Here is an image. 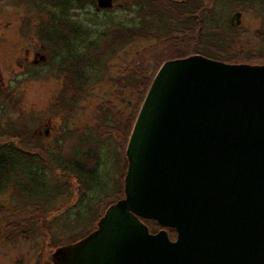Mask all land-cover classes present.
<instances>
[{"label":"water","instance_id":"1","mask_svg":"<svg viewBox=\"0 0 264 264\" xmlns=\"http://www.w3.org/2000/svg\"><path fill=\"white\" fill-rule=\"evenodd\" d=\"M161 66L126 145V197L60 249L61 264H264V66L199 55Z\"/></svg>","mask_w":264,"mask_h":264},{"label":"rangeland","instance_id":"2","mask_svg":"<svg viewBox=\"0 0 264 264\" xmlns=\"http://www.w3.org/2000/svg\"><path fill=\"white\" fill-rule=\"evenodd\" d=\"M193 1H196L195 6H198L199 11L202 7L211 10V13L206 12L203 15L204 21L208 23L212 20L213 26L218 27L217 30L221 33H224L228 24L230 25L231 15L240 12L241 25L238 28L233 27L238 29V32L228 34L227 38L223 35L219 36L218 40L210 41V37L208 40L200 36L195 27L194 30H187L189 32L173 33L171 37L159 42L137 33L140 36L136 40L111 56L106 67L99 72L101 76L97 82H89L86 87L87 94L77 99L73 113L66 115V109L65 111L58 109V102L64 95L63 91L71 93L74 86L69 83L67 74L65 75L55 65L54 60L56 62L59 60L52 56V50L46 48L44 39L41 38L43 31L41 26L47 18L46 12L53 8L48 7L50 4L45 5L47 4L45 0H0V88L4 91V94H0V100L6 101V108H0V126L3 125L4 131L9 128L22 129L28 134V139L44 145L49 159L51 155L54 158L58 154L66 156L68 151L74 149L76 142L68 141L71 139L70 136L65 137L67 140L62 143L56 138L60 134V126L64 127V130L67 127L75 130L85 129L89 125L94 126L98 134L104 132L114 136L111 147L115 155L116 147L118 149L121 146V150L123 149V137L129 129L134 109L140 110L142 107L139 100L142 99L148 80L155 76L164 62L196 55L211 59L205 54V49H211L208 52L213 50L221 55L223 60L228 59L223 62L216 61L218 63L264 66L262 17L242 6L243 3L238 0ZM155 2L159 7L165 6L162 7L163 10L171 15H175L172 3L181 7L190 3L189 0ZM132 4L134 0H113L112 7L105 13L99 11L101 9L97 7L96 2L94 5L84 4L82 8L76 9L71 16L77 24H82L85 32L79 35L80 40L75 42L74 48L84 52L87 49V40L97 42L106 40V37L101 35L105 27L118 23L128 24L133 16V8H130ZM214 34L211 33L213 36ZM103 45L101 47L105 51L106 46ZM65 52L67 50L62 49L61 55H65ZM105 104L113 110L115 116L111 117L113 120L111 122L114 123H110V129L97 125L96 121L97 107ZM56 174L60 173L56 171ZM69 181L74 196L68 203L75 206L77 183L72 179ZM49 182L67 186L64 181L50 179ZM20 192L12 189L0 194V264H61L59 252L61 248L73 245L66 244L75 236L84 234L89 229L91 231L98 229L94 230L99 221L91 224L89 219H85L78 227L72 223L65 227L64 223L52 225L53 229L50 232L48 223L67 206L43 218L32 206L35 200L38 201V197L35 196L40 195L36 193L29 197L21 190ZM99 209L102 210V207ZM137 218L147 227L145 221L148 219L138 215ZM173 234L175 235L171 240L176 238V233Z\"/></svg>","mask_w":264,"mask_h":264},{"label":"trees","instance_id":"3","mask_svg":"<svg viewBox=\"0 0 264 264\" xmlns=\"http://www.w3.org/2000/svg\"><path fill=\"white\" fill-rule=\"evenodd\" d=\"M45 1L47 4H44H50L48 7L50 6L53 10L46 12L47 18L41 26L43 29L41 38L44 39L46 48L52 50V56L59 60L57 62L54 60L55 65L65 75L67 74L69 83L74 86L71 93L63 91L64 95L58 102V109H66V111L64 110L66 115L72 114L77 105V99L83 98L87 94L88 88L86 87L89 82H97L101 76L99 72L103 71L111 60V56L136 40L140 36L139 33L144 34L145 38L148 37L150 40L159 42L171 37L173 33H184L187 30H194L195 27L200 32V36L205 39L210 37V41L218 40L219 36L223 35L227 38L228 34L238 32V29H234L228 24L224 33H221L217 30L218 27L213 26L212 20L205 23L203 15L206 12L211 13V10L202 7L199 11L198 6H195L196 1L193 0H189V5L183 7L172 3L173 8L175 7L172 10L175 15L165 12L163 10L165 6L159 7L154 1L134 0V4L130 7L133 8V16L128 24L118 23L115 26L105 27L101 35L105 36L106 40L103 42L87 40V49L80 52L74 48L75 42L80 40L79 35L83 34L85 29H82V24H77L71 15L76 9L82 8L84 4L94 5V0ZM238 2H242L243 5H240L253 10L264 19V0H238ZM45 5L44 8L47 9ZM99 11L105 13L107 9ZM211 33H215L214 36ZM102 44L106 46L105 51L102 50ZM62 49L67 50L65 55H61ZM210 50L205 49V54L212 60L228 61V59L223 60V57L213 50L208 52ZM49 65L51 66V63ZM153 79L148 80L145 92L149 90ZM145 92L144 94L142 92V99L139 100L141 101L140 105H142ZM0 94H4L2 88H0ZM5 105L6 101L0 100V108H6ZM106 106L105 104V106L97 107L96 121L97 125L110 129V123H114L111 122L113 121L111 117L115 116L112 113L113 110ZM138 110L139 108L134 109L135 113H132L129 129L123 137V149L121 150L119 145L117 149L115 145V155L111 147L114 136L109 133L104 134V132L98 134L97 130L95 131L93 128L94 126L89 125L85 129L76 128L75 130L68 127L64 130V127L60 126V134L56 138L62 143L65 141V137L70 136L71 139L68 141L76 143L74 149L68 151L66 156L58 154L54 158L51 155L52 160L46 154L44 145L36 144L33 139H28V134L24 133L22 129L9 128L4 131L3 125L0 126V194L12 189L19 190V192L21 190L29 197L38 193L40 196H35L38 197V201L35 200L32 206L39 211L43 218H46L49 213H57L62 207L67 206L48 223L50 232L53 229L51 226L55 224L64 223L65 227L72 223L78 227L85 219H89L91 224L100 221L108 208L124 198V178L128 169V160L125 155L126 143ZM106 169L109 171H105ZM56 171L60 174H56ZM50 179L64 181L67 186L49 182ZM71 179L77 183L75 206L68 203L74 196L70 187L69 180ZM51 186L52 188H50ZM37 188L40 189L37 190ZM100 206L102 210L99 209ZM145 224L152 234L163 228L152 220L145 221ZM96 228L97 226L94 230ZM165 230L171 240L175 235L174 231L167 228ZM92 231L89 229L84 234L75 236L66 245L77 243L90 235Z\"/></svg>","mask_w":264,"mask_h":264},{"label":"bare ground","instance_id":"4","mask_svg":"<svg viewBox=\"0 0 264 264\" xmlns=\"http://www.w3.org/2000/svg\"><path fill=\"white\" fill-rule=\"evenodd\" d=\"M88 250H89V244L84 249H82L83 252H86Z\"/></svg>","mask_w":264,"mask_h":264},{"label":"flooded vegetation","instance_id":"5","mask_svg":"<svg viewBox=\"0 0 264 264\" xmlns=\"http://www.w3.org/2000/svg\"><path fill=\"white\" fill-rule=\"evenodd\" d=\"M151 1H154L155 2V1H159V0H151ZM67 246H69V245H67Z\"/></svg>","mask_w":264,"mask_h":264}]
</instances>
